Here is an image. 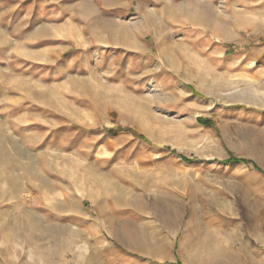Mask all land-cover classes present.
<instances>
[{
  "label": "rangeland",
  "instance_id": "obj_1",
  "mask_svg": "<svg viewBox=\"0 0 264 264\" xmlns=\"http://www.w3.org/2000/svg\"><path fill=\"white\" fill-rule=\"evenodd\" d=\"M215 2L0 0V264H264V0Z\"/></svg>",
  "mask_w": 264,
  "mask_h": 264
},
{
  "label": "crops",
  "instance_id": "obj_2",
  "mask_svg": "<svg viewBox=\"0 0 264 264\" xmlns=\"http://www.w3.org/2000/svg\"><path fill=\"white\" fill-rule=\"evenodd\" d=\"M215 4H216L215 6L218 9V11H220L223 14L225 11L224 9L226 7H236V0H216ZM200 29L201 30H200L199 34H200L201 38L203 39L202 43L204 45H206L207 47H209L210 50H212L211 52H218L220 50L224 51L226 49V47H225L226 38L224 35H221V33H219L218 31L214 32L211 28H208L206 26H201ZM232 31H233V33H236V27L232 28ZM194 34H196V33H194ZM189 37H191V35ZM187 40H188V38H187ZM189 40H190V38H189ZM214 45H216L215 48H213ZM210 50L208 48L207 49L202 48V50L200 51V54H202V55L212 54V53H210Z\"/></svg>",
  "mask_w": 264,
  "mask_h": 264
},
{
  "label": "trees",
  "instance_id": "obj_3",
  "mask_svg": "<svg viewBox=\"0 0 264 264\" xmlns=\"http://www.w3.org/2000/svg\"><path fill=\"white\" fill-rule=\"evenodd\" d=\"M207 124H209L208 121H205L204 125H207ZM184 160H186V159H184ZM234 162H245V161L244 160H236L234 158H229V159L223 161V163H226V164H230V163H234Z\"/></svg>",
  "mask_w": 264,
  "mask_h": 264
}]
</instances>
